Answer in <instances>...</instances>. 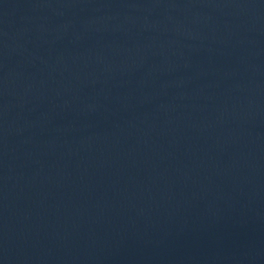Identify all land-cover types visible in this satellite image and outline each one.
I'll return each instance as SVG.
<instances>
[{"label":"water","instance_id":"95a60500","mask_svg":"<svg viewBox=\"0 0 264 264\" xmlns=\"http://www.w3.org/2000/svg\"><path fill=\"white\" fill-rule=\"evenodd\" d=\"M0 264H264V0H0Z\"/></svg>","mask_w":264,"mask_h":264}]
</instances>
